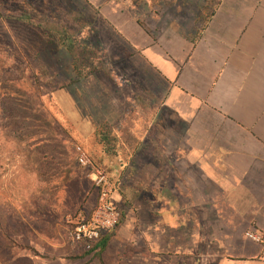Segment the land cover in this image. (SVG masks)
<instances>
[{
  "label": "crops",
  "instance_id": "1",
  "mask_svg": "<svg viewBox=\"0 0 264 264\" xmlns=\"http://www.w3.org/2000/svg\"><path fill=\"white\" fill-rule=\"evenodd\" d=\"M216 1L200 24L207 0H170L149 16L135 0H105L112 16L97 4L127 80L111 73L109 88L83 86L97 107L83 115L85 135L135 112L147 121L130 154L145 159L140 193L123 199L101 255L110 264H264V243L245 236L264 234V0Z\"/></svg>",
  "mask_w": 264,
  "mask_h": 264
},
{
  "label": "rangeland",
  "instance_id": "2",
  "mask_svg": "<svg viewBox=\"0 0 264 264\" xmlns=\"http://www.w3.org/2000/svg\"><path fill=\"white\" fill-rule=\"evenodd\" d=\"M104 1L0 0L5 15L0 17V264H110L111 260L101 256L74 260L83 248L71 242L69 233L77 213L90 212L97 199L86 171L76 162L75 146H81L107 169L103 159H108L109 176L121 192L118 206L124 213V197L132 188L141 187L143 152L133 159L130 154L135 145H141L138 139L144 134L146 119L134 113L133 147L122 143L115 155L104 154L93 134L85 135L83 115H92L97 107L84 95L88 91L84 87L109 88L111 79L98 71L88 75V81V76L76 80L68 53L37 25L50 13L77 12L81 14L79 23L101 27L97 4L109 16L117 10L115 4ZM135 1L139 15L149 16L160 12L170 0ZM215 1L207 0L198 12L199 24ZM14 13L28 14L31 21L17 20ZM97 29L104 37L92 32L86 42L104 51L113 77L127 80L126 59L116 57L108 39L112 32ZM93 120L97 123L99 119ZM113 125L119 127L120 121ZM130 160L137 162L138 173L127 171ZM114 163L123 167L120 172L112 173ZM130 218L129 211L127 223Z\"/></svg>",
  "mask_w": 264,
  "mask_h": 264
},
{
  "label": "trees",
  "instance_id": "3",
  "mask_svg": "<svg viewBox=\"0 0 264 264\" xmlns=\"http://www.w3.org/2000/svg\"><path fill=\"white\" fill-rule=\"evenodd\" d=\"M218 1L213 3L215 6ZM1 8V7H0ZM213 11V10H212ZM212 11L209 13L211 15ZM208 15V17L210 16ZM3 10L0 9V17H4ZM14 18L17 20H29L30 16L23 15V13H14ZM81 14L77 12H55L50 13L48 18L43 23L37 25L43 28V30L51 36L70 56L71 72L76 80L85 78L88 75L95 72H102L105 76L111 77V71L105 64L104 51L99 47L89 45L86 40L88 36L95 32V28L87 22H80ZM141 97V96H139ZM136 99L141 106H144L142 99ZM135 102V103H136ZM135 115L129 114L123 121L120 122L119 127H116L109 123H101L96 126L93 131V136L96 143L101 147V150L106 155H115L120 145L125 144L133 147L134 133L132 127L134 123ZM141 187H137L131 190L132 199L137 198ZM124 202V201H123ZM130 203L124 202V207L127 208ZM119 207V206H118ZM120 218L111 232L103 233L99 239L90 244L89 248H84L83 244H79L83 248V253L78 257H74V260L81 259L91 254L93 257L102 255L107 247L111 237L114 235L115 230L120 226L124 218V211L119 208Z\"/></svg>",
  "mask_w": 264,
  "mask_h": 264
},
{
  "label": "built area",
  "instance_id": "4",
  "mask_svg": "<svg viewBox=\"0 0 264 264\" xmlns=\"http://www.w3.org/2000/svg\"><path fill=\"white\" fill-rule=\"evenodd\" d=\"M74 150L76 162L86 171V177L97 192V199L90 212L77 213L75 226L69 236L73 244H83L88 249L101 234L113 231L119 221V207L113 198L118 186L105 168L94 162L81 146H75ZM245 236L253 242L264 243V234L246 232Z\"/></svg>",
  "mask_w": 264,
  "mask_h": 264
}]
</instances>
